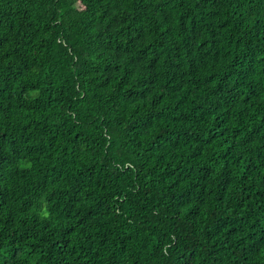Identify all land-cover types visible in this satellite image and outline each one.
Here are the masks:
<instances>
[{"label":"trees","instance_id":"obj_1","mask_svg":"<svg viewBox=\"0 0 264 264\" xmlns=\"http://www.w3.org/2000/svg\"><path fill=\"white\" fill-rule=\"evenodd\" d=\"M0 264H264V0H0Z\"/></svg>","mask_w":264,"mask_h":264}]
</instances>
